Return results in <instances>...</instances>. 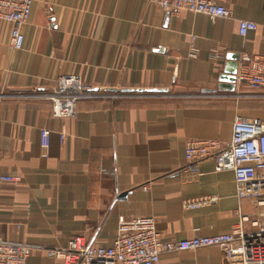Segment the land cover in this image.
Wrapping results in <instances>:
<instances>
[{"label":"crops","instance_id":"0c3cea01","mask_svg":"<svg viewBox=\"0 0 264 264\" xmlns=\"http://www.w3.org/2000/svg\"><path fill=\"white\" fill-rule=\"evenodd\" d=\"M215 1L229 17L171 14L147 0H35L17 51L12 24L0 20V176L19 177L0 181V237L32 247L26 264H64L45 250L74 235L111 246L119 218L152 216L165 239L226 233L240 215L264 219V206L238 197L233 173L212 158L197 176L182 174L188 140L225 143L236 116L264 121V89L223 78L237 71L229 56L264 55V0ZM239 19L256 29L241 36ZM72 73L101 91L79 100L74 117L53 118L39 94ZM124 87L167 91H106ZM200 198L210 200L183 207ZM157 264L241 263L209 246L163 253Z\"/></svg>","mask_w":264,"mask_h":264},{"label":"built area","instance_id":"2783aa9c","mask_svg":"<svg viewBox=\"0 0 264 264\" xmlns=\"http://www.w3.org/2000/svg\"><path fill=\"white\" fill-rule=\"evenodd\" d=\"M164 11L177 14L181 10L202 13L210 20L229 17L230 10L215 0H147ZM35 0H0V20L12 24L8 41L10 51L23 46L22 27L27 23ZM256 23L239 19L238 33L244 36L255 30ZM188 56H196L192 41ZM214 57H217L215 55ZM234 82L245 88L264 89V55L242 53L237 59ZM101 90H92L81 76L75 73L59 75L41 98L50 105L53 118L66 119L76 115V105L81 99L92 97ZM40 145H49V131L39 130ZM64 131L59 138L63 140ZM187 162L182 170L184 176L199 174V163L212 158L216 171L229 170L233 173L236 195L255 198L257 206H264V121L236 116L231 127L229 141L190 139L184 147ZM0 181L16 183L19 177L2 175ZM210 199H187L184 208H196ZM262 215V214H261ZM240 215L238 222L226 233L209 236L193 235L190 238L165 239L158 231L152 216H138L129 219L119 218L116 236L111 246L93 245L80 235L68 239L64 247L46 249L48 256L61 260L64 264H157L163 253L194 250L200 247L215 246L230 260L238 253L241 264H264V219ZM249 223V228L245 223ZM32 247L23 243L4 241L0 237V264H26Z\"/></svg>","mask_w":264,"mask_h":264},{"label":"water","instance_id":"95a60500","mask_svg":"<svg viewBox=\"0 0 264 264\" xmlns=\"http://www.w3.org/2000/svg\"><path fill=\"white\" fill-rule=\"evenodd\" d=\"M238 56H239L238 54H235V55L229 56V58L237 61ZM234 74H235V68H233L229 72L227 71V75H225L223 78L227 82L234 83V80H235ZM106 91H112L115 93H136V94L140 93L141 94V93H162V92H166L167 89H165V88H135V89H132V88H125L124 87V88H120V89L108 88V89H106Z\"/></svg>","mask_w":264,"mask_h":264}]
</instances>
